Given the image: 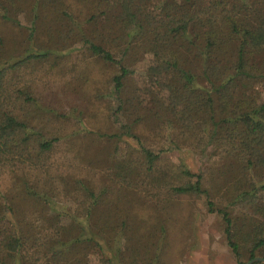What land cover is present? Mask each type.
Returning a JSON list of instances; mask_svg holds the SVG:
<instances>
[{
    "label": "trees",
    "instance_id": "trees-1",
    "mask_svg": "<svg viewBox=\"0 0 264 264\" xmlns=\"http://www.w3.org/2000/svg\"><path fill=\"white\" fill-rule=\"evenodd\" d=\"M262 91L264 0H0V264H163L182 196L264 258Z\"/></svg>",
    "mask_w": 264,
    "mask_h": 264
},
{
    "label": "rangeland",
    "instance_id": "rangeland-1",
    "mask_svg": "<svg viewBox=\"0 0 264 264\" xmlns=\"http://www.w3.org/2000/svg\"><path fill=\"white\" fill-rule=\"evenodd\" d=\"M41 75H43V82L52 84L58 82L54 73ZM256 88L260 89L261 86L257 85ZM47 96L45 95V99ZM262 96L264 97V91H262ZM50 126L48 128L54 131L56 127L52 123ZM181 158L192 172L204 169L206 177L209 178V169L218 163L219 157L209 155L208 152L200 154L186 151ZM3 178L0 181V189L4 195H7L10 194L11 188L15 190L16 183L7 175ZM204 199V197L182 196L175 199L172 205H168L170 216L166 218L167 222L163 226L164 232L162 233L164 240L162 241L161 260L163 264H239L226 243L221 216L209 212ZM147 205L148 201L135 200L132 212L143 216L150 211ZM22 206L27 208L26 203L21 202L18 209L21 210ZM102 246L103 258H109V264H121L116 250L108 248L109 246L104 242ZM247 260L249 259H242L243 264Z\"/></svg>",
    "mask_w": 264,
    "mask_h": 264
},
{
    "label": "water",
    "instance_id": "water-1",
    "mask_svg": "<svg viewBox=\"0 0 264 264\" xmlns=\"http://www.w3.org/2000/svg\"><path fill=\"white\" fill-rule=\"evenodd\" d=\"M255 262H262L264 264V258L260 256L253 257L249 260H247L244 264H253Z\"/></svg>",
    "mask_w": 264,
    "mask_h": 264
}]
</instances>
